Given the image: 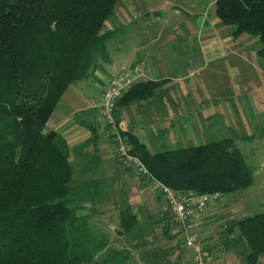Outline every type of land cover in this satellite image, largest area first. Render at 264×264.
Masks as SVG:
<instances>
[{
    "label": "trees",
    "instance_id": "trees-1",
    "mask_svg": "<svg viewBox=\"0 0 264 264\" xmlns=\"http://www.w3.org/2000/svg\"><path fill=\"white\" fill-rule=\"evenodd\" d=\"M119 1L0 0V264H125L127 253L121 256L79 212L84 197L92 205L90 183L74 180L66 139L47 127L66 88L111 62L108 42L117 28L106 30L104 22ZM215 12L234 25V35H257L264 57V0H215ZM158 84L138 82L121 98L141 87L136 98L148 97ZM122 133L152 175L173 189L225 193L254 182L232 137L152 151L129 130ZM119 215L124 232L139 231L130 207ZM235 228L246 263L257 264L264 211L232 220L227 231ZM102 250L105 257L96 258Z\"/></svg>",
    "mask_w": 264,
    "mask_h": 264
},
{
    "label": "crops",
    "instance_id": "crops-1",
    "mask_svg": "<svg viewBox=\"0 0 264 264\" xmlns=\"http://www.w3.org/2000/svg\"><path fill=\"white\" fill-rule=\"evenodd\" d=\"M142 1L144 0H136L134 10L127 8V10L117 12L116 7L114 15L105 21L107 24L104 27L108 30L113 26L130 22L127 19V15L130 14L131 21L136 22L135 52L129 56H112L110 63L99 64L88 77L70 84L47 121L48 128L56 130L66 139L70 155L82 158L91 155L90 161L101 165L107 172L105 174H110L111 177L126 167L120 166L121 162L112 157L114 155L113 145L100 124L95 102L109 79L125 67L136 65L141 68L144 75L138 82L159 81L152 95L136 98V95L140 94L143 89L142 87L139 90L135 88L129 96L120 99L121 104L116 110L122 128L137 135L149 148L151 145H162V143L196 145L195 143H200L203 138L206 139L207 133L212 130L215 131L223 126L231 128L230 124L218 125L217 119L210 118L208 114L210 108L204 104L205 95L213 96L216 92L218 95L220 93L215 88L205 89L210 81L204 79L199 85L190 82L189 77L206 67L211 61L216 65L229 60V55L234 48L217 36L211 37L215 27L202 14L197 26V34H204L201 41H198L201 60L200 55L193 51L187 34L183 35L186 33L185 26L179 23L169 27L158 24L157 20L166 18L164 9L157 7L148 10ZM190 7L194 8V4L192 3ZM176 11L178 12L177 9ZM165 31H167L166 35ZM216 35H219V32ZM233 53L237 54V51ZM189 56L193 61V67L188 65ZM239 58L246 61L245 56L241 54ZM233 69L234 75L243 74L236 66ZM248 83L249 81L240 79L234 83V88L240 91L242 84L248 85ZM218 90L233 91V88L230 84L221 85L219 82ZM217 132L211 134L216 136ZM92 137H95L93 141L90 140ZM130 173L132 174L131 171ZM119 177V174L115 175L117 184L124 182L123 180L120 182ZM134 187L136 188V185ZM248 188L244 193H237L238 190L220 192V197L211 201L205 210L193 220L197 242L203 251L212 255L215 264H247L244 259L243 242L235 239L239 230L235 228L228 232L227 228L232 220L253 214L248 204ZM151 189L155 195L151 196L155 201L157 199L158 214H155L156 210L148 214L140 209L146 200L149 206L152 205L149 201L151 196L143 193L145 196L136 198L133 192H130L129 207L132 213L137 215L140 225L143 223L158 229V226L161 227L168 222L170 226L167 231L158 232L157 237L153 233L156 239L149 238L148 248L136 243V250L140 251L139 255L136 252L138 256L136 264H192V248L183 242L181 234L177 233L176 227L167 217L161 220L159 213L161 212V192L156 187ZM85 217L98 235L103 236L108 233L105 224L110 225L109 212L98 215L92 211ZM112 231L117 233L114 228ZM103 253L104 250L96 255V258L103 259L105 257ZM257 264H264V252L259 255Z\"/></svg>",
    "mask_w": 264,
    "mask_h": 264
},
{
    "label": "rangeland",
    "instance_id": "rangeland-1",
    "mask_svg": "<svg viewBox=\"0 0 264 264\" xmlns=\"http://www.w3.org/2000/svg\"><path fill=\"white\" fill-rule=\"evenodd\" d=\"M142 2L148 10L156 9L157 7L164 9V16L166 18L160 21L157 20L158 24L169 27L170 25L174 26L176 23H179L185 26L186 33L183 35L187 34V38L193 46L191 48L200 55L201 60L200 44H198V41H201L204 34H197V26L202 14L215 27L213 33H211V37L217 36L221 40H224L230 47L234 48L231 55H229V60L216 65L212 61L209 62L206 67L192 74L189 77V81L200 85L202 80L204 81L206 79L210 82H208L205 89L215 88L220 93L218 95L216 92L213 96H210V94L205 95L204 104L210 108V112H208L210 118L217 119L218 125L230 124L231 128L223 126L207 134L210 136L212 135L211 133L218 131L215 134L218 138L224 136L233 138L235 146L243 153L247 164L253 169L254 173V182L248 188V204L250 210L252 213L264 211V57L257 52L261 47L258 36L246 32H242L237 36L234 35V25L222 22L217 16L214 0H144ZM192 3L194 4V8L190 7ZM116 7L118 8L117 12L119 10H127V8L134 10L136 8V0H120ZM127 19L130 22L113 26L117 29L108 42V51L111 57L129 56L132 52H135L136 22L131 21L132 16L130 14L127 15ZM106 24L104 22V26ZM217 32H219V35H216ZM166 33L167 31L164 34L166 35ZM235 51H237V54L233 53ZM240 54L245 56L246 61L239 58ZM188 65L189 67H193V61L190 56L188 58ZM234 66L239 68L243 74L234 75ZM219 78H221V81H219ZM240 79L249 81V83L248 85L242 84L241 90L239 91L234 88V83ZM219 82L221 85L230 84L233 91H219ZM203 141H205L204 138L200 143ZM178 145L162 143V145H151L150 149L155 151L176 147ZM181 145L189 144L184 143ZM90 156L88 155L87 159L81 156L76 157L75 155H70L74 170V180L76 182L87 181L90 183L88 189H94L92 190V196L89 198L92 205L84 197L79 201L80 205H82L79 212L85 215H89L92 211L98 215L109 212L110 225L105 224V226L108 229L106 235H108L112 247L120 249L121 256L123 253H127V256L123 258L125 264H136V258L138 257L136 256V252L138 255L140 254V251L136 250V243H139L141 247L147 246L148 248L150 245L149 238L153 237L156 239L157 233L163 231L161 227L164 226H158L157 229L155 227L152 228V225L142 223L140 228H138L139 231H136L135 227L131 233H126L121 228L119 212L122 208L129 207L130 192H133L136 198L144 194H148L146 196L149 197L151 195L155 196L151 189L153 186L148 179L140 175L137 177L133 173L131 174L127 168L120 169L117 173L120 175V182L122 180L124 181L121 184H117V178H115L117 174L114 177H111L110 174H105L107 172L101 165H96L95 162L92 163L90 161ZM115 156L114 151L112 157L117 161L118 158ZM120 166L124 165L120 164ZM116 168L119 170L118 166ZM135 185L136 188L134 187ZM131 189H136V191H132ZM245 191L246 189H241L237 193H244ZM149 201L153 207L149 206L146 200V203L144 202L140 206V209L143 213L148 214L156 210L155 214L157 215V210H159L157 199L155 201L151 196ZM159 213L163 215L161 212ZM111 225L114 226L113 228L117 231V235L113 233ZM167 225L170 226L169 224H165L166 227ZM148 258L150 259V257Z\"/></svg>",
    "mask_w": 264,
    "mask_h": 264
},
{
    "label": "built area",
    "instance_id": "built-area-1",
    "mask_svg": "<svg viewBox=\"0 0 264 264\" xmlns=\"http://www.w3.org/2000/svg\"><path fill=\"white\" fill-rule=\"evenodd\" d=\"M144 72L140 67L128 66L113 75L104 87L95 104L98 109L100 124L113 145L118 160L135 176L147 178L152 186L161 192L160 211L167 214L172 225L181 231L183 242L192 248V264H215L210 253L203 251L193 230L194 218L207 205L220 197L219 191L196 193L192 190L173 189L154 177L139 156L133 153L132 144L122 133V126L116 114L118 100Z\"/></svg>",
    "mask_w": 264,
    "mask_h": 264
}]
</instances>
